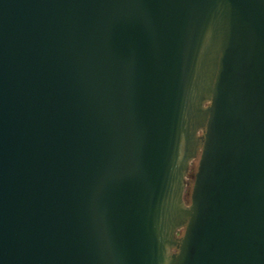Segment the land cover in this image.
Listing matches in <instances>:
<instances>
[{"label": "water", "instance_id": "obj_1", "mask_svg": "<svg viewBox=\"0 0 264 264\" xmlns=\"http://www.w3.org/2000/svg\"><path fill=\"white\" fill-rule=\"evenodd\" d=\"M0 264H264V0H0Z\"/></svg>", "mask_w": 264, "mask_h": 264}, {"label": "rangeland", "instance_id": "obj_2", "mask_svg": "<svg viewBox=\"0 0 264 264\" xmlns=\"http://www.w3.org/2000/svg\"><path fill=\"white\" fill-rule=\"evenodd\" d=\"M197 161H194L192 163V166H191V170H190V173L188 175V179H189V186H188V189L186 190V193H185V200L187 201H190V195H191V191H192V186H193V182H194V174L195 172L197 171Z\"/></svg>", "mask_w": 264, "mask_h": 264}, {"label": "bare ground", "instance_id": "obj_3", "mask_svg": "<svg viewBox=\"0 0 264 264\" xmlns=\"http://www.w3.org/2000/svg\"><path fill=\"white\" fill-rule=\"evenodd\" d=\"M194 161H197L198 162V160H193L192 162H191V165H190V170H191V166H192V163L194 162ZM189 173H190V171H189ZM189 173H188V175H189ZM188 175H187V180H188V182H189V179H188ZM188 184H187V186H186V189H185V193H186V190L188 189ZM185 195V194H184ZM186 201V200H185ZM187 202V201H186Z\"/></svg>", "mask_w": 264, "mask_h": 264}]
</instances>
